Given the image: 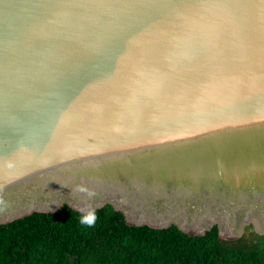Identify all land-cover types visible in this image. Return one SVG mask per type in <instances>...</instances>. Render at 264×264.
Instances as JSON below:
<instances>
[{"label": "water", "instance_id": "obj_1", "mask_svg": "<svg viewBox=\"0 0 264 264\" xmlns=\"http://www.w3.org/2000/svg\"><path fill=\"white\" fill-rule=\"evenodd\" d=\"M212 203L264 234V0H0V224L111 204L221 236Z\"/></svg>", "mask_w": 264, "mask_h": 264}, {"label": "trees", "instance_id": "obj_2", "mask_svg": "<svg viewBox=\"0 0 264 264\" xmlns=\"http://www.w3.org/2000/svg\"><path fill=\"white\" fill-rule=\"evenodd\" d=\"M95 212L91 228L67 204L0 224V264H264V234L252 224L225 239L217 224L190 235L176 224H130L111 204Z\"/></svg>", "mask_w": 264, "mask_h": 264}, {"label": "rangeland", "instance_id": "obj_3", "mask_svg": "<svg viewBox=\"0 0 264 264\" xmlns=\"http://www.w3.org/2000/svg\"><path fill=\"white\" fill-rule=\"evenodd\" d=\"M211 207L212 208L209 211H207L206 215L208 217L214 216L215 221H221L223 223V226L221 229V236L225 239H235V238L239 237V235H238L239 233H237V229H239V227L237 225H234V227H231L232 226L231 220L235 216H238V214L240 215V212L243 211L244 209L242 207H237V208L234 207L237 210L236 211V210H233L232 207L227 205V204L219 205L218 203H212ZM262 209H263L262 212H260L259 210L258 211L256 210L258 214L256 213L255 216H261L264 220V207H262ZM238 211H240V212H238ZM138 216L137 215H136V217L127 216L128 221L130 223H134L135 219L138 218ZM147 220L148 219L145 218L143 220V222H145ZM179 224H181V223H179Z\"/></svg>", "mask_w": 264, "mask_h": 264}, {"label": "clouds", "instance_id": "obj_4", "mask_svg": "<svg viewBox=\"0 0 264 264\" xmlns=\"http://www.w3.org/2000/svg\"><path fill=\"white\" fill-rule=\"evenodd\" d=\"M78 191H85L83 188H78ZM91 195V193H88ZM81 216L79 218V223L82 226H85L87 228H91L95 226L97 215L94 209L92 208H82L81 209Z\"/></svg>", "mask_w": 264, "mask_h": 264}, {"label": "bare ground", "instance_id": "obj_5", "mask_svg": "<svg viewBox=\"0 0 264 264\" xmlns=\"http://www.w3.org/2000/svg\"><path fill=\"white\" fill-rule=\"evenodd\" d=\"M255 218L257 219V216H255ZM259 226H264L263 223H264V220L262 218H258L257 219V222H256Z\"/></svg>", "mask_w": 264, "mask_h": 264}]
</instances>
